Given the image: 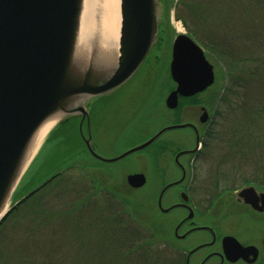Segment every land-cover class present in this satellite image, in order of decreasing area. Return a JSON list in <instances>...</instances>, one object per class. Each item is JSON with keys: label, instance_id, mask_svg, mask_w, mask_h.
Segmentation results:
<instances>
[{"label": "rangeland", "instance_id": "obj_1", "mask_svg": "<svg viewBox=\"0 0 264 264\" xmlns=\"http://www.w3.org/2000/svg\"><path fill=\"white\" fill-rule=\"evenodd\" d=\"M203 1L204 6L197 8L196 0L176 2L164 50L160 53L155 49L128 82L96 101L90 127L94 149L105 159L117 158L143 144L172 123L174 114L167 109L165 99L173 88L169 63L175 36L197 31L202 38L195 39L202 45L211 36L234 33L239 44L233 49L245 59L252 58L248 65L256 67V72L240 64L231 77L219 58H210L219 80L197 103L186 105L180 116L184 123L196 120L200 125L203 106L211 116L205 128L208 135L203 137L205 142L192 170L197 181L191 194L200 210H205V199L214 192L221 194L225 188H239L264 176V0ZM176 11L182 20L177 19ZM243 29L257 34L254 44L246 40ZM158 54L160 60L154 61ZM150 64L154 65L151 72ZM217 92L220 98L212 110L209 105L217 101L213 99ZM59 123L42 141L39 155L17 192L36 189L53 174L65 172L5 220L0 229V264H176L174 224L184 211L175 208L163 213L157 200L166 185L181 174L172 165L174 156L168 154L167 172L157 175L154 151L167 141L176 150L195 147L193 131H168L143 151L107 162L89 153L87 131L83 135L75 127L68 133ZM183 160L186 163L191 158ZM137 172H145L148 182L132 188L127 178ZM202 182V188H197ZM179 189L183 187L168 190L165 208ZM19 199L13 198L10 207ZM116 215L121 229L115 235ZM156 226L162 238L154 240L150 263H141L136 253L126 254L128 243L149 241Z\"/></svg>", "mask_w": 264, "mask_h": 264}, {"label": "water", "instance_id": "obj_2", "mask_svg": "<svg viewBox=\"0 0 264 264\" xmlns=\"http://www.w3.org/2000/svg\"><path fill=\"white\" fill-rule=\"evenodd\" d=\"M86 0H0V221L8 214L13 195L36 154L42 128L50 121L86 111L93 97L112 93L124 85L143 64L158 41L160 0H120L118 46L105 51L94 38L89 50L80 47ZM171 76L177 84L167 97V107L176 109L180 97H192L216 81L214 65L205 50L188 34L173 43ZM204 110L201 122L209 121ZM192 127L197 147L176 156L195 153L201 146L199 130L192 123L169 125L145 143L114 159L95 151L92 137L89 151L98 159L115 162L142 150L165 132ZM186 177L166 185L159 197L163 207L167 190ZM133 188L147 182L143 173L127 178ZM183 196H187L183 193ZM242 198L264 211V192L254 186L241 189Z\"/></svg>", "mask_w": 264, "mask_h": 264}, {"label": "flooded vegetation", "instance_id": "obj_3", "mask_svg": "<svg viewBox=\"0 0 264 264\" xmlns=\"http://www.w3.org/2000/svg\"><path fill=\"white\" fill-rule=\"evenodd\" d=\"M161 40V35H159L158 43ZM158 43L137 72L145 66L157 46L161 49L164 48V45H158ZM160 58L161 56L158 54L154 56V61L160 60ZM151 64L149 65L150 72L154 70V65ZM99 99L100 97L89 99L85 104V112L65 116L60 124L65 127L67 132L75 127H78L83 133L87 131V138H89L91 135L92 114L95 110L96 101H99ZM195 122L196 120L192 123L195 124ZM195 125L201 134L205 124ZM194 133L196 135L195 131ZM203 142L202 140V144ZM169 144L172 143L167 141L154 151V161L156 163L154 169L157 175L159 172L166 173L169 167L168 154H172L174 156L172 165H175L181 174L175 181L182 179L184 172H186L185 179L178 184L183 189L177 191L175 199L170 205L184 211L183 215L174 224L176 244L173 247V252L176 257V264H264V211L254 209L238 197V192L249 186H254L257 191L264 192V180L259 179L264 176L259 175L254 180H249V182L239 186V188H225L221 194L214 192L213 195H209L205 199V210H200L191 194V188L196 184L195 176H197V173L192 171L193 163L198 159L201 149L196 153L180 156L179 162H177V154L181 151L193 150L196 143L195 147L186 146L178 150L173 149ZM184 157L191 158V161L187 160L185 163ZM145 175L147 176L146 173ZM203 185L204 182L196 187L200 189ZM167 192L164 195L163 202ZM183 193H186L187 196H183ZM170 206L169 208H171ZM173 209L169 212L160 210L163 213H170Z\"/></svg>", "mask_w": 264, "mask_h": 264}, {"label": "trees", "instance_id": "obj_4", "mask_svg": "<svg viewBox=\"0 0 264 264\" xmlns=\"http://www.w3.org/2000/svg\"><path fill=\"white\" fill-rule=\"evenodd\" d=\"M161 1V14H162V18H161V29H162V40L164 39V37L166 36L165 33L167 32V23H170L171 20V14L173 9L176 7V2L179 1L181 3L184 2V0H160ZM198 2H195V8L197 7H202L204 6V1L203 0H196ZM185 4V3H184ZM198 4V5H197ZM176 17L178 20H182V17L178 14V12L176 11ZM184 21V20H183ZM166 22V24H165ZM185 24H187V22L185 21ZM248 31V29H243V32L246 35V40L250 41L251 44H254L257 41V34L256 33H252L254 31ZM198 32L195 31L194 33H192V36L196 39L202 38L200 37L199 34H197ZM191 35V34H190ZM212 37V36H211ZM208 38L205 39V41H203L204 43L202 44L203 47L206 50V54L208 56V58H219L220 62L224 63V67L226 68V72L228 71L227 74H229V76L234 77L236 75V71L240 70V64H242L244 67H246V69H248L249 71H251L252 73H255L256 71V67H254V69H251L248 65V63L250 61H253L252 58L250 59H245L244 57H242L240 54H238L233 48L237 47L236 45L239 44V39H237V37L234 35V33H227V35H217L216 37H212V38ZM162 42V41H161ZM159 42V43H161ZM257 59H255L256 61ZM249 61V62H248ZM224 69V68H223ZM243 69V67H242ZM225 70V69H224ZM253 77H255L253 75ZM254 79V78H253ZM218 74H217V81H218ZM214 86L211 87L210 89H208L206 92H210L211 90H213ZM203 93V94H204ZM203 94H199L196 95L194 97H190V98H181L180 101V105L179 107L176 109L175 111V118L172 119V123H179L180 122V116L182 114V110L183 108L191 103H197L198 98L203 95ZM216 97H213L214 100H217L215 103H211L209 105V108H211L213 110L215 104H217L219 98H220V94L217 92L216 94H214ZM222 97V96H221ZM207 125H204V129L202 131V135L203 137H206L208 135V131L205 129ZM204 142H205V138H204ZM34 163H32V165L30 166L29 170L27 171V174L31 171L32 166ZM62 173H58L56 175H54L53 180L57 179L58 177H60ZM52 180V181H53ZM52 181H50L48 184H50ZM47 184V185H48ZM46 184L39 189L37 192H39L40 190L44 189L46 186ZM34 188V187H33ZM32 188V189H33ZM31 188L25 190L24 192H17L15 198L19 199L20 197L22 198L24 195H26V193H29L31 190ZM25 193V194H23ZM36 194V192L32 195L27 196L24 200L21 201L20 204H24L26 202H28L29 199H31L34 195ZM20 195V197H19ZM20 198V199H21ZM18 205L17 207L13 208V210L0 222V229L1 226L3 225V223L5 222V220L16 210L19 209ZM117 215L114 217L113 221H114V232L115 235L117 233L120 232L119 229H121V226L119 225V223H117ZM116 218V219H115ZM124 220V219H123ZM157 228H152L153 230V236L149 241H131L130 243H128V250L126 251V254H133L136 253L137 254V259L141 261V263L145 262V263H150V261L153 258V244L155 243V238L156 239H160L161 237V231L158 228V226H156ZM133 231L136 232L135 229H133ZM134 235V234H133ZM162 238V237H161ZM148 242V243H147ZM156 244V243H155Z\"/></svg>", "mask_w": 264, "mask_h": 264}, {"label": "bare ground", "instance_id": "obj_5", "mask_svg": "<svg viewBox=\"0 0 264 264\" xmlns=\"http://www.w3.org/2000/svg\"><path fill=\"white\" fill-rule=\"evenodd\" d=\"M120 0H86L82 19L80 47L87 51L93 39L101 40L105 51L118 46L120 30ZM57 120L48 122L41 130L34 155L48 132L55 126Z\"/></svg>", "mask_w": 264, "mask_h": 264}]
</instances>
